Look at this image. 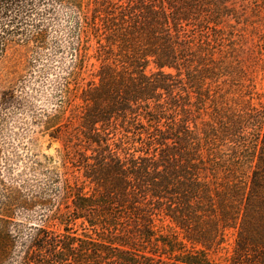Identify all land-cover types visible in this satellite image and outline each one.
Returning <instances> with one entry per match:
<instances>
[{
  "label": "trees",
  "instance_id": "1",
  "mask_svg": "<svg viewBox=\"0 0 264 264\" xmlns=\"http://www.w3.org/2000/svg\"><path fill=\"white\" fill-rule=\"evenodd\" d=\"M258 1L0 0V58L30 52L0 94V264H219L229 231L227 264H264V103L233 32Z\"/></svg>",
  "mask_w": 264,
  "mask_h": 264
},
{
  "label": "rangeland",
  "instance_id": "2",
  "mask_svg": "<svg viewBox=\"0 0 264 264\" xmlns=\"http://www.w3.org/2000/svg\"><path fill=\"white\" fill-rule=\"evenodd\" d=\"M245 6L249 7L241 15L244 18H242L243 21L233 29L237 39L235 43L239 58L245 62L246 66H251L247 76L254 78L255 89L252 94V103H264V3L258 1L254 7L250 2H247ZM251 8H253L252 11ZM231 24L235 25L234 22ZM29 57L30 52L26 46L21 44L8 46L0 58V94L25 74ZM243 94V91L236 92L232 99L228 98V104L230 106L232 103L244 104L248 98ZM60 148L61 143L59 141L50 140L47 136L39 141L38 149L41 154L53 158L57 166L60 165L58 157ZM26 185L29 187L30 184ZM233 240L234 233L232 231L226 232L225 241L221 245L222 249L216 254H210V259L214 263L227 264L226 260L232 253Z\"/></svg>",
  "mask_w": 264,
  "mask_h": 264
}]
</instances>
